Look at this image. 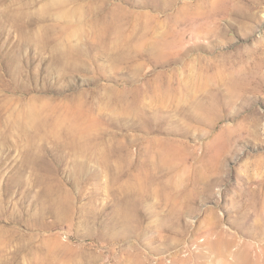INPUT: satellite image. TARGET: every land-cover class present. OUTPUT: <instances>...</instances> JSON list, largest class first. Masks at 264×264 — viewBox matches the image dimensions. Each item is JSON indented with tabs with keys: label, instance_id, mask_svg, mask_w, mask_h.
Instances as JSON below:
<instances>
[{
	"label": "rangeland",
	"instance_id": "obj_1",
	"mask_svg": "<svg viewBox=\"0 0 264 264\" xmlns=\"http://www.w3.org/2000/svg\"><path fill=\"white\" fill-rule=\"evenodd\" d=\"M0 264H264V0H0Z\"/></svg>",
	"mask_w": 264,
	"mask_h": 264
}]
</instances>
